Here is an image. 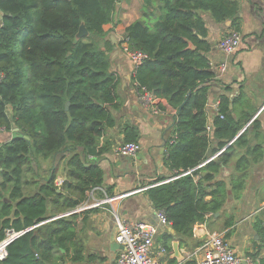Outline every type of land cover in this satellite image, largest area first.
Segmentation results:
<instances>
[{"label":"trees","instance_id":"16d2710c","mask_svg":"<svg viewBox=\"0 0 264 264\" xmlns=\"http://www.w3.org/2000/svg\"><path fill=\"white\" fill-rule=\"evenodd\" d=\"M117 3L0 0V128L17 126L30 137L0 146V242L9 232L20 233L0 264H76L85 258L76 211L104 187L105 171L96 158L107 149L100 147L101 138L116 124L112 110L121 107L120 78L102 46ZM240 6V0H144L142 17L126 29L132 47L148 56L133 82L176 109L165 144L172 176L151 183L146 193L186 237L229 200L240 201L264 159L262 122L252 120L253 112L233 115L241 99L230 95L231 86L220 95L212 123L208 112L217 74L202 14L219 23L231 20L239 32ZM82 23L89 34L77 39ZM123 134L124 143L140 141L135 125L126 124ZM49 159L65 160L61 185L55 173L32 178L33 163ZM33 184L36 191L26 194ZM234 222L232 216L225 225ZM172 238L164 236L169 250Z\"/></svg>","mask_w":264,"mask_h":264},{"label":"crops","instance_id":"0c3cea01","mask_svg":"<svg viewBox=\"0 0 264 264\" xmlns=\"http://www.w3.org/2000/svg\"><path fill=\"white\" fill-rule=\"evenodd\" d=\"M240 3L238 24L242 41L237 51L230 55L221 51L218 44L222 37L233 30L232 21L219 23L210 14H202L211 44L208 54L210 63L227 64L225 71L212 68L217 74V80L208 101L210 123L217 112L216 103L220 95L225 92L226 86H231L230 95L241 99L235 107L232 106V109L235 108L233 115L237 117L253 112L252 120L258 117L264 130V0H240ZM143 11L144 0H118L115 21L104 26L106 35L102 46L109 48L107 52L111 70L120 78L118 94L121 107L112 110L116 124L108 128L100 140V147L107 149L100 157H95L96 163L105 171L104 187L93 190L90 199L76 211L80 213L77 232L78 239L84 245L85 257L76 264H116L123 249L116 241V215L133 224L139 221L158 224L156 244L164 245L167 232L173 236L171 247L172 242L177 239L180 242V254L184 258L179 260L173 257L171 248L170 255L166 257L167 264H195L198 257H189L190 253L199 246L197 243L203 242L208 233L215 231L226 234L239 256L255 254L256 259L264 263V239L258 231L260 223L264 226V159L254 167L253 176L242 199L229 200L220 212L207 216L205 223L196 224L192 237L178 233L171 224L162 227L159 222L158 210L146 190L159 178L165 177L169 180L172 176V171L165 164V144L166 138L172 135L171 125L176 109L166 99H159L156 111L152 107L144 106L137 97L132 80L136 69L123 52L122 43L126 29L142 17ZM126 124L137 126L140 131L141 150L135 156H124L118 151L119 146L124 143L123 128ZM13 129L6 131L0 128V146L12 138ZM33 167L38 169V174L34 170L32 178L40 175V178L45 179L55 173L58 185L67 179L65 160H42L34 162ZM108 188L112 190L110 196L107 193ZM35 191V184L28 185L25 189L26 194ZM108 198L112 200L107 201ZM210 198L211 196L207 197ZM232 216L235 222L226 226ZM94 256V260L90 259Z\"/></svg>","mask_w":264,"mask_h":264},{"label":"built area","instance_id":"2783aa9c","mask_svg":"<svg viewBox=\"0 0 264 264\" xmlns=\"http://www.w3.org/2000/svg\"><path fill=\"white\" fill-rule=\"evenodd\" d=\"M242 38L238 31L232 30L219 41L218 47L224 53L230 55L237 51L240 47ZM123 52L129 58L136 69L142 65L148 58L147 54L142 51L135 50L125 36L122 43ZM215 70L225 71L226 63L218 65L210 63ZM0 74V81L3 79ZM137 97L144 106L152 107L158 111V101L152 93L148 92L145 87H140L134 83ZM219 102L216 103L218 111ZM141 150L140 143L126 142L119 146L118 151L124 156H135ZM111 201V198L106 199ZM105 200V201H106ZM159 222L161 225L171 224L165 213L158 211ZM117 236L116 241L123 246L118 255L116 264H167L166 257L171 251L163 244H156L155 237L159 231L158 224L147 221H139L138 223H130L124 218L116 215ZM16 232H9L7 237L0 242V260H4L8 255L7 247L11 239L17 235ZM13 241V240H12ZM197 256L195 264H263L260 260L248 256L241 257L236 253L235 248L226 237L224 232H210L205 236L203 242L192 252L189 257Z\"/></svg>","mask_w":264,"mask_h":264},{"label":"water","instance_id":"95a60500","mask_svg":"<svg viewBox=\"0 0 264 264\" xmlns=\"http://www.w3.org/2000/svg\"><path fill=\"white\" fill-rule=\"evenodd\" d=\"M88 30L85 26L84 23H82L81 28L76 36L77 39H80L83 36L88 35ZM193 48H195V46H192ZM67 108H69V103H67ZM15 138H25L27 140H30V137L28 135H25L23 132L20 131V129L18 127H15L12 131V138L11 139H15ZM207 156L209 159H211L213 157V152L212 149H210L207 153ZM82 209V208H81ZM162 227H167L166 225H162ZM20 235V233H18L17 235H15L12 239L14 240L16 237H18ZM10 241V242H11ZM119 246L121 248H123L122 245L119 244ZM172 248H173V257H177L179 260H182L184 258V255L180 254L181 250H180V242L177 241V239L175 241L172 242Z\"/></svg>","mask_w":264,"mask_h":264}]
</instances>
